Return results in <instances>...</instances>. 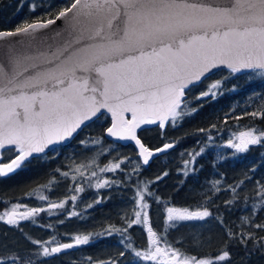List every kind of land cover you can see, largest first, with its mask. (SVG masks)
<instances>
[{
  "label": "snow or ice",
  "instance_id": "6c2138e0",
  "mask_svg": "<svg viewBox=\"0 0 264 264\" xmlns=\"http://www.w3.org/2000/svg\"><path fill=\"white\" fill-rule=\"evenodd\" d=\"M37 8H44L43 18L29 22L25 17L14 30H0V181L26 171L34 160L44 164L56 159L83 127L100 122L106 114L111 124L103 131L114 139L108 143L105 136L81 140L79 156L73 150L66 168L50 171L44 183L25 193L37 206L0 200L6 205L0 223L20 231L31 245L23 250L0 245V264H48L62 253L112 236H119L122 246L117 255L97 260L88 256L81 264H225L232 258L230 245L244 249L243 264L257 253L264 255V236L256 232H264V219L257 222L264 213V182H254L251 198L245 187L246 181L253 180L255 165L239 182L228 184L222 177L208 181L196 206L177 207L151 187L167 171L156 181L139 176L151 158L175 148L180 139L151 149L137 135L142 126L156 125L162 137L166 127H180L203 102L238 91L236 85L228 87V81L238 75L264 84V0H69L59 6L54 18H47L54 10L51 3L30 0L29 13ZM57 21L63 25L51 28ZM221 70L226 74L191 95ZM197 100L202 101L198 107L194 106ZM256 100L261 103L247 111ZM234 112L235 108L226 114L225 123ZM244 116L264 120V92L253 89L244 110L234 118ZM216 127L198 129L205 134L203 143L197 141L199 150L180 153L182 158L187 156L179 170L185 178L195 175L196 161L214 144L211 133ZM128 141L137 146L138 160L121 155L117 142ZM224 146L234 149V155L264 147V129L253 126L233 132ZM105 156L109 159L102 164ZM64 183L69 196L52 198L51 193ZM129 188L133 205L131 215H121L122 226L108 224L98 231L64 233L67 241L61 238L57 225L73 217L87 220L89 209L110 198L100 190ZM92 190L94 199L85 202L82 194ZM221 193L229 194L223 201L229 214L242 213L235 227L216 204ZM151 203L163 205L160 231L151 222ZM41 214L57 219L44 223ZM212 221L227 238L215 257L188 254L175 246L181 241L168 239L170 230L181 223L203 226ZM24 222L48 231L49 237H33L24 231ZM134 226L144 230L145 248L132 241L129 230Z\"/></svg>",
  "mask_w": 264,
  "mask_h": 264
},
{
  "label": "trees",
  "instance_id": "16d2710c",
  "mask_svg": "<svg viewBox=\"0 0 264 264\" xmlns=\"http://www.w3.org/2000/svg\"><path fill=\"white\" fill-rule=\"evenodd\" d=\"M37 2H39V0H37ZM46 2L54 6V10L51 11L47 18H54L59 11V6L69 3V0H46ZM29 3L30 0H23V6L21 7L22 0H0V30H14L25 17H28L29 22L40 17V13L44 12V8H37L36 12L29 13ZM222 74H226V70H221L209 76L204 83L193 90L191 95L195 96L200 91L205 90L208 84L219 79ZM233 85L238 86V91L227 92L215 101L203 102V106L199 108L198 113L193 118L185 119L180 127L175 129L166 127V129L163 130L165 133L163 137L161 136V130L156 125L144 127L138 131V136L151 149L161 147L165 142L180 139V143H178L175 148L168 150L166 153L158 154L152 162L142 170L143 172L139 176L141 180L156 181L157 176H162L165 171L168 172L167 176H163L162 179L151 185L152 189L163 201L170 202L177 207H194L200 200L199 193L206 189L208 181L222 177L228 184L239 182L244 178L245 173H249V169L253 165L256 166V172L251 182L246 181V194L251 198L254 193V182L256 180L264 182V147L253 146L246 154L234 155V153L223 144L226 138L224 135L232 132L241 131L253 126L264 129V120L262 119L253 118L251 116H244V118L240 120L234 118V116L240 115L244 110L246 103H248V95L253 89L264 92V84L259 82L250 83L244 75H238L237 78L228 81L229 88ZM201 103L202 101H194V106L198 107ZM260 103V100H256L251 107L247 108V111H253ZM233 108H235V112L229 116L227 123H225L226 114L231 112ZM110 124L111 117L109 114H106L101 118L100 122L91 123L90 126L85 127L74 138L69 147L56 159L44 164L34 160L26 171L20 172L11 179L0 181V200L16 202L24 198L25 193L36 188L37 185L44 183L48 179V173L50 171L57 167L62 169L66 168L69 163L68 157L73 154V150H75L77 156L83 152V148L80 145L81 140L89 136H105L106 134L103 129L110 126ZM213 124L217 126L211 133L214 138V144L196 161L197 171L195 175H189L185 178L179 171L182 167L181 162L184 159V157H181L180 153L193 149L198 151L197 141L203 143L205 134L199 133L197 130L200 128L208 129ZM222 136L224 137L222 138ZM111 141V139L105 136L106 143ZM117 143L121 145V155L128 156L131 159L138 158V150L133 144ZM85 154L91 155V152ZM219 154H222L224 158L218 159ZM108 159L109 157L105 156L101 159V162L106 163ZM66 185V183L61 184L54 195L51 194L52 198L64 199L67 197L68 194L65 193L64 189ZM103 193V197L110 198L106 199L102 206L96 207L94 211L91 212L86 222H79V227L85 230L83 232L97 231L93 223L95 218L101 220L102 225L114 224L119 227L122 226L121 215L125 212L129 214L131 205H133L131 199L133 194L130 188L124 190L114 189L111 191L103 190ZM244 194L245 193L242 192V197ZM228 198V193H221L219 198H215L216 204L219 205L220 211L224 213L226 222L232 223L233 227H235L242 213L237 210L229 214L225 210L223 201ZM151 204L162 207V205L155 203ZM241 204L242 200L238 202L237 208H239ZM5 207V204L0 203V211L4 210ZM155 213L154 207L151 206L150 214L153 221L152 225L160 231L162 224H158L154 221ZM44 218L45 217L42 216L44 223H47L48 221ZM261 219H264V213L258 215L257 222H260ZM99 220L96 222H99ZM186 223H182V226L173 229L170 233L172 242L175 243L177 240L181 241L180 243H176L175 246L181 248L182 251L188 254L196 255L200 258L208 256L215 257L227 239L224 235L223 228L219 224H216V226L210 228L209 232L204 231L203 236L199 237L200 239L196 237L194 240L191 236V228L188 227ZM61 227L62 226L57 225V230L61 234V238L65 241ZM134 229L135 228L131 229V231ZM256 232L257 236H264V232L259 230H256ZM133 233L134 232H132V234ZM144 235L145 233H143V236H136V240L146 245ZM207 240L210 242L206 245L205 243ZM198 241L200 242L199 244L197 243ZM249 247H251V242L249 243ZM120 250H122L121 245L116 246L113 242L108 243L106 240H102L99 244L97 243L68 253H62L51 258L48 264H69L70 261L67 260V257L69 255H74L77 251H84L88 256L94 258L101 257L106 259L109 256L117 255ZM228 250L232 253V258L230 262H225V264H243L241 257L244 256V249L242 247L230 245ZM248 262H250V264H264V255L257 253Z\"/></svg>",
  "mask_w": 264,
  "mask_h": 264
},
{
  "label": "rangeland",
  "instance_id": "374dc122",
  "mask_svg": "<svg viewBox=\"0 0 264 264\" xmlns=\"http://www.w3.org/2000/svg\"><path fill=\"white\" fill-rule=\"evenodd\" d=\"M149 126H153V125H149ZM144 127H148V126H142V128H144ZM139 130H137V133H138ZM237 132H239V131H237ZM232 133L224 135L226 137L225 140L223 141L224 145H225V142L230 138ZM224 136H222V138ZM230 150L234 153V149H230ZM154 158L150 159L149 164L152 162V160ZM184 159H187V156H185ZM132 160L135 161V160H138V158H134ZM182 163H183V160H182L181 164ZM148 165L144 166L142 168V170L145 167H147ZM142 170H141V173L143 172ZM141 173H140V175H141ZM107 175H111V174H107ZM64 189H65V193L68 194V196H69V192L67 191V185L64 186ZM54 193H55V191L52 192L51 194L54 195ZM100 194L102 196L104 195L103 190H100ZM132 194H133V191H132ZM82 195H83V197L85 199V202H88L89 200L94 199L95 191L94 190L86 191ZM19 201L21 203L29 204V206H37V201L36 200H28V199H26L24 197V198L19 199ZM103 204L104 203H101L99 205H96L93 209H89L88 210L89 213L91 214V212L94 211V209L96 207L102 206ZM151 206H153L154 210L156 211V213L154 215V221L156 223H158V224H162L161 225V229H160V230H162V227L164 225V217H163V211H162L163 205L161 207V206H157V205H152L151 204ZM80 207L82 208L83 205L81 204ZM131 208H132V205H131ZM1 211H3V210H1ZM129 215H131V210L129 211ZM149 215H150V218H151L150 210H149ZM42 216L45 217L44 219L47 220L48 222H54L57 219V217L49 218L45 214H41V218H42ZM89 217H90V215H89ZM59 219H64V217L60 216ZM97 220H99V219L95 218V221L93 222L94 226H95V229H97V231L100 230L103 227H106L108 225V224L102 225V221L99 220V222H96ZM80 221L81 220H78L77 218L73 217L72 219H70V221L67 220L63 225H59V226H62L61 229L63 230L62 231L63 234L64 233L75 234L77 232L85 231L83 228L79 227V222ZM84 222H86V220ZM151 222H153L152 218H151ZM184 223H186V222H184ZM186 224L188 225V227L191 228V230H190V231H192V235L191 236L195 240L196 237H197V239H200L199 237L203 236L204 231L209 232L210 228L216 226V224H218V223H216L215 221H212V223L204 224L203 226H201V222H198V223H196V222L195 223H186ZM80 226H81V224H80ZM180 226H182V223L180 224ZM22 227H23L25 232L29 233L30 235H32L35 238L47 239L49 237V232L48 231H45V230H43L41 228H38V227H33L32 224L29 223V222H24L22 224ZM133 228H135L133 231H131V229L129 230L131 238H132V241L134 242V244H135V246L137 248H145L147 246L146 235H144L145 236V240H146V245H143V244L139 243L136 240V236L137 237L143 236V233H145L144 230L140 226H134ZM172 230H170L169 235H168V239L170 241H171L170 233H171ZM132 232H134V233L132 234ZM64 239H65V241H67L68 237L64 236ZM103 240H106L108 243H112L113 242L116 246L120 245L119 236H112V237L105 238ZM209 242L210 241L207 240L205 244L207 245V244H209ZM99 243L100 242H98V244ZM2 244H8L10 246L14 245L15 247H17V248H19L21 250H23L25 248H28V247H31V245H29L28 242L24 239V237H23V235L21 234L20 231H18L16 229H13V228H10L9 226H7V225H5L3 223H0V245H2ZM90 245H92V244H90ZM83 247H85V246H81L80 248H83ZM114 250L117 251L116 249H114ZM86 257H88V255L86 253H84V251L83 252H78L77 251V252L74 253V255H69L67 257V260L70 261L69 264H71V261H73V260H75L77 262V264H81V262L84 261ZM92 258H93V260L104 259V258H101V257H96V258L92 257ZM248 264H250V262H248Z\"/></svg>",
  "mask_w": 264,
  "mask_h": 264
},
{
  "label": "water",
  "instance_id": "95a60500",
  "mask_svg": "<svg viewBox=\"0 0 264 264\" xmlns=\"http://www.w3.org/2000/svg\"><path fill=\"white\" fill-rule=\"evenodd\" d=\"M62 25H63V21H57V22H56V25L51 26V28H58V27H61ZM10 39H16V38H10ZM214 73H215V72H214ZM211 75H212V74H211ZM109 115H110V114H109ZM84 128H85V127H83L82 130H83ZM82 130H80L79 133H80ZM79 133H78V134H79ZM78 134H77V135H78ZM77 135H75V137H76ZM137 135H138V134H137ZM75 137H74V138H75ZM74 138L71 140V142L74 140ZM109 139L113 140L114 138H109ZM120 143H122V144H133V145L136 147V149L138 150V148H137V146L135 145L134 142L128 141V142H120ZM73 250H74V249H73ZM69 251H71V250H69ZM69 251H68V252H69Z\"/></svg>",
  "mask_w": 264,
  "mask_h": 264
},
{
  "label": "bare ground",
  "instance_id": "6f19581e",
  "mask_svg": "<svg viewBox=\"0 0 264 264\" xmlns=\"http://www.w3.org/2000/svg\"><path fill=\"white\" fill-rule=\"evenodd\" d=\"M216 73V72H215ZM214 74V73H213ZM211 76V75H210ZM106 136V135H105Z\"/></svg>",
  "mask_w": 264,
  "mask_h": 264
}]
</instances>
